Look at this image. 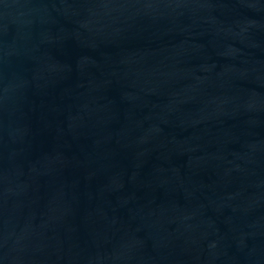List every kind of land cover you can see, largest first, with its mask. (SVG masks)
<instances>
[{
	"label": "water",
	"instance_id": "95a60500",
	"mask_svg": "<svg viewBox=\"0 0 264 264\" xmlns=\"http://www.w3.org/2000/svg\"><path fill=\"white\" fill-rule=\"evenodd\" d=\"M0 264H264V0H0Z\"/></svg>",
	"mask_w": 264,
	"mask_h": 264
}]
</instances>
